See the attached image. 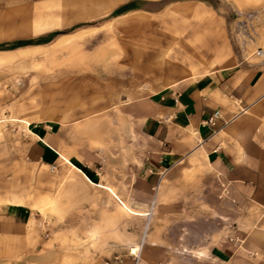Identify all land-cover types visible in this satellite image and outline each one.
<instances>
[{"label": "rangeland", "instance_id": "1", "mask_svg": "<svg viewBox=\"0 0 264 264\" xmlns=\"http://www.w3.org/2000/svg\"><path fill=\"white\" fill-rule=\"evenodd\" d=\"M71 1L79 0H0V44L32 40L0 49V203L20 200L31 210L22 235L0 232V264H101L118 255L125 229L141 225L138 216L147 229L154 208L153 200L147 209L128 201H141L133 189L145 151L125 135L120 105L249 60L264 42V0H149L123 15L114 13L115 0H81L96 1L93 8ZM184 6L206 15L185 14ZM52 120L62 127L54 134L60 159L47 165L31 131ZM85 157L105 183L69 159ZM71 170L101 190L71 192Z\"/></svg>", "mask_w": 264, "mask_h": 264}, {"label": "crops", "instance_id": "2", "mask_svg": "<svg viewBox=\"0 0 264 264\" xmlns=\"http://www.w3.org/2000/svg\"><path fill=\"white\" fill-rule=\"evenodd\" d=\"M148 1L115 0L117 6L133 3L135 7L115 13L116 7L114 13L141 10ZM76 2L72 3L87 5ZM110 7L106 5L101 12ZM181 10L206 15L200 6ZM192 48L202 50L197 45ZM192 75L120 105L125 135L139 138L145 151L133 189L141 201H128L141 209L154 201L149 227L146 229V216H138L142 224L128 226L123 232V247L118 249L121 264H133L126 249L141 241L138 264H264V147L260 143L264 134V59L252 55L249 60ZM215 110L220 111V118L214 126L206 125ZM35 127L30 125L31 130ZM55 131L61 132L62 127L53 120L51 125L31 131L40 139L39 155L47 165L60 159ZM90 158L69 159L86 176L91 175L94 183L104 182ZM72 172L71 192L84 195L101 190ZM104 197L117 206L118 200L107 191ZM15 203H0V232L20 236L31 210L19 204L20 200ZM113 256L109 257L111 263Z\"/></svg>", "mask_w": 264, "mask_h": 264}, {"label": "built area", "instance_id": "3", "mask_svg": "<svg viewBox=\"0 0 264 264\" xmlns=\"http://www.w3.org/2000/svg\"><path fill=\"white\" fill-rule=\"evenodd\" d=\"M259 14L260 16L263 18L264 20V5H262L259 9ZM252 55L260 58V59H264V42L260 45H258L252 52ZM220 118V111L219 110H215L209 117L208 119L205 121L206 125L209 126H214L216 124L217 119ZM142 242L138 244H133L131 246H128L126 249V253L132 257L133 259V264H138L139 260H140V255H141V247H142ZM114 263H111V259H106L103 264H121L122 260L121 257L119 255H115L112 258Z\"/></svg>", "mask_w": 264, "mask_h": 264}, {"label": "trees", "instance_id": "4", "mask_svg": "<svg viewBox=\"0 0 264 264\" xmlns=\"http://www.w3.org/2000/svg\"><path fill=\"white\" fill-rule=\"evenodd\" d=\"M135 5L133 3H127V4H124L122 5L121 7H119L115 13H121V12H124V11H127L129 9H132L134 8ZM53 35V33H52ZM32 43V40L28 39V40H17L9 45H6V44H0V49H7L8 48H11V47H18V46H24V45H27V44H30Z\"/></svg>", "mask_w": 264, "mask_h": 264}, {"label": "bare ground", "instance_id": "5", "mask_svg": "<svg viewBox=\"0 0 264 264\" xmlns=\"http://www.w3.org/2000/svg\"><path fill=\"white\" fill-rule=\"evenodd\" d=\"M27 123V122H26Z\"/></svg>", "mask_w": 264, "mask_h": 264}]
</instances>
